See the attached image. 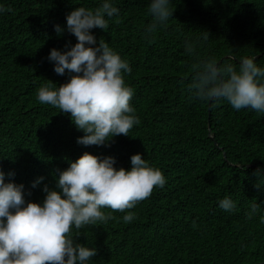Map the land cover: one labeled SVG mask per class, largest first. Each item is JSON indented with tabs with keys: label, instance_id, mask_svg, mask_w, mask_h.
<instances>
[{
	"label": "trees",
	"instance_id": "obj_1",
	"mask_svg": "<svg viewBox=\"0 0 264 264\" xmlns=\"http://www.w3.org/2000/svg\"><path fill=\"white\" fill-rule=\"evenodd\" d=\"M118 17L108 30L93 28L132 71L123 73L133 89L130 105L140 123L129 135L101 146L77 143L83 130L70 114L41 105L36 92L69 79L47 58L53 48L77 42L67 31L75 7L95 8L102 0H0V167L5 181L23 184L26 201L43 202L45 185L56 188L59 171L85 152L113 156L115 167L131 169L140 153L162 170L166 182L131 211L96 226L73 227L77 243L96 249L88 264H264V114L235 110L226 100L204 102L187 91L195 58L218 64L255 58L264 68V0H170L174 10L149 42L151 0H112ZM119 19V23L116 20ZM59 24L63 34H57ZM208 33V39H204ZM238 66V65H237ZM14 173V175H10ZM44 179L32 187L34 181ZM230 197L236 210L219 207ZM255 202L258 213H246ZM105 213L110 209H102Z\"/></svg>",
	"mask_w": 264,
	"mask_h": 264
},
{
	"label": "clouds",
	"instance_id": "obj_2",
	"mask_svg": "<svg viewBox=\"0 0 264 264\" xmlns=\"http://www.w3.org/2000/svg\"><path fill=\"white\" fill-rule=\"evenodd\" d=\"M0 11H11L0 7ZM152 23L145 30V39L152 41L158 28L173 16L170 0H151L148 9ZM119 9L112 0H102L95 8L75 7L67 14V31L77 42L65 45L67 50L53 48L48 60L54 62V71L69 79L56 87L52 81L41 84L36 98L41 105H50L58 112L70 114L79 130L82 145H105L113 137L128 136L134 125L140 123L130 105L133 89L126 86L123 73H131L127 60L110 47L102 37L97 40L91 30H108L106 19L118 17ZM119 23V19L116 20ZM57 34L64 29L57 24ZM205 33L204 39H208ZM186 52L195 58L191 65V80L187 91L204 102L226 100L235 110L250 108L264 114V68L254 57L243 56L239 63L218 64L215 58L199 59L196 46L186 44ZM238 65V66H237ZM116 158H101L85 152L58 170L56 188L45 185L43 202L26 201L24 185L5 181L0 167V264H88L96 249L77 243L72 235L84 226H96L113 219L112 213H126L122 219H135L131 210L149 198L155 187H163L166 178L161 169L153 167L140 153L131 156V169L115 167ZM257 189L264 185L260 169ZM14 175V173H10ZM43 176L33 182L36 187ZM225 211H235L236 204L228 196L219 201ZM102 209H110L105 213ZM259 211L251 203L246 215L252 219ZM264 223V215L261 216Z\"/></svg>",
	"mask_w": 264,
	"mask_h": 264
}]
</instances>
